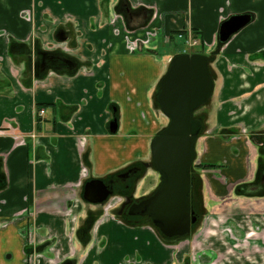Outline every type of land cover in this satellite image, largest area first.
<instances>
[{"label":"crops","instance_id":"obj_1","mask_svg":"<svg viewBox=\"0 0 264 264\" xmlns=\"http://www.w3.org/2000/svg\"><path fill=\"white\" fill-rule=\"evenodd\" d=\"M141 1L158 5L163 16L154 24L155 52L146 54H130L113 33L119 0H0V30L14 37H0V264H186L189 242L171 246L151 225H128L110 213L96 220L89 241L77 235L79 221L97 208L81 199L86 177L148 161L151 141L168 126L153 95L176 53L162 38L181 29L204 41L215 82L196 159L216 167L201 171L209 215L192 244L213 238L209 220L225 217L226 200L239 187L247 195L233 199L259 227L264 196L246 186L262 168L252 139L264 137V0ZM26 9H34V28L20 16ZM150 15L133 8L127 21L143 29ZM238 15L251 21L217 43L222 20ZM66 28L75 38L61 43L56 33ZM67 44L79 71L36 77L37 53ZM247 244L260 250L264 239Z\"/></svg>","mask_w":264,"mask_h":264},{"label":"flooded vegetation","instance_id":"obj_2","mask_svg":"<svg viewBox=\"0 0 264 264\" xmlns=\"http://www.w3.org/2000/svg\"><path fill=\"white\" fill-rule=\"evenodd\" d=\"M133 8L134 9L146 8L151 12L150 18L148 19L147 24L143 27V29H135V28L130 27L128 24V21H127L128 15L129 13H131ZM116 11L117 12L110 19L109 23L112 27L113 33L115 35H118V36L121 35L123 37V40L125 41V46L128 52L130 54H140V53L146 54V53L155 52V50L152 48V43L154 41H157L160 38V30L159 28L154 26V24L156 21L163 18L162 14L159 11V6L156 4H151L147 6L141 0H136L135 2L133 0H119V5ZM20 16L27 23L31 24L33 28L35 27L34 9H26L21 12ZM232 17L234 16H231L227 19L225 18L222 20V22L223 23L227 22ZM66 21L70 23L72 26L74 25L73 21L70 20V18H68ZM140 30H142V33L138 34V31ZM236 34L232 35L229 41ZM4 36L7 38V41H10V42L14 38L11 36L10 32L2 29L0 30V37H4ZM56 37L58 41H62L61 43H64L66 41L68 42L70 39L75 38V35L73 34L71 29L66 28V29H60L56 33ZM162 39L164 41V44L167 45L168 47L170 48L176 47L175 48L176 53L172 57L170 61L171 63L176 56L183 55V54H189L187 51V44H190V45L192 44L193 46L199 45V47L204 46V41L201 40L200 38L195 37L193 32L190 33L182 29L178 30L177 32H173L170 35H166ZM177 40L182 41L183 44L186 46V49L184 48L183 51L178 50L177 44L175 43ZM216 42L220 44L222 43L220 41V32H219V36L216 39ZM223 44H226V43H223ZM59 45H62V44H59ZM193 54L205 55L202 52L191 53V55ZM171 63H170V66H171ZM79 65H80L79 61L75 59L74 57H72V50L69 44H67L64 46L57 47L54 50L39 51L36 56L35 73H36V77L38 78H43L50 71H56L59 73L73 75L79 71ZM170 66H169V69H170ZM161 80L159 84L157 85V88L153 95V101L157 108H158L157 103H158V96L160 93ZM202 108H205V107L203 106ZM200 109H198L194 114V117L196 119H200L203 124L202 131L199 134L198 138L202 136L205 132L204 117L197 115V112ZM42 111L44 115L45 113L44 110H38L37 112L40 115L42 114L41 113ZM116 119L117 118H114V120L111 122L110 131H111V125ZM118 127H119V124H118ZM117 131H118V128H117ZM116 133H112V134H116ZM197 140H196V143H197ZM252 140L254 143L258 144L259 156H260L259 161L261 163L262 168L257 169L258 173L256 172L255 182H253L252 184H248L247 186L245 185V186L247 188H250L251 186L259 187L261 191H260V194H257V196L263 197L264 196V137L263 138H253ZM150 150H151V147H150ZM215 167L216 166L203 165V164L197 163L196 145H195V159H194L192 168L190 170L191 189H192V181L194 183L198 181L200 183V195L197 196L195 193L191 197V191H190V203H191V210H192L191 219H193V217H196V221L191 224L190 233L183 235V236H173V237L166 236L152 222L149 216L130 214L131 208L135 205L142 203L148 198H150V196L155 193V191L158 189L161 183V176L153 165L152 151H151V158H149L148 161H142V162L131 164L125 169L109 174L104 178H93L91 175H89L88 177H86L84 183H82L81 185V195H82L81 199L85 204L89 206H93V207L97 206V208L96 210H92L88 212L87 217L79 221V227L77 230L78 238L82 242L89 241V238H90L91 232L94 229L96 220L101 215H104V213L106 214L110 213L115 218H119L120 220H122L128 225H136V224L137 225H141V224L151 225L154 229L158 231L162 239L171 246L177 245L181 242H189L188 245L190 247L191 252L189 254L188 260H186V264H196L197 263L196 260L199 261V264H200L201 255L199 253L193 252L194 248H196L197 246L195 247L194 244H192V242H195L200 237L202 233L201 229L204 227L205 223H207L208 221L207 218L209 215V211L205 206L204 182L202 180L201 171L206 170V169H212ZM95 179L103 181L107 189L110 191V195L107 197V199L103 203L94 204L92 202L87 201L84 198L85 188H86L87 183ZM246 195H247V192H242L241 187H239L235 190L232 197H228V199L226 200V203L228 204L231 202H237L236 201L237 199L236 200L233 199L234 196L245 198ZM102 210H104L103 213H102ZM263 216H264V213H263ZM227 231L232 236V242L234 240L239 239L237 235L238 229L235 226L232 229H229ZM262 231L264 230L258 227L257 229H255V232L258 235ZM255 232L253 231V229L251 231L248 230V232H245V235H246L245 239L249 238L252 235H255L256 234ZM229 233L228 235L230 236ZM86 234H88V237L85 240L84 236ZM245 241L250 242L251 240L246 239ZM263 248L260 249L261 251H263L262 253H264ZM213 250H216V249H213ZM257 250L258 252L260 251L259 249ZM248 251L255 252V250H253L251 247H249ZM215 256H218L217 260H220V257L217 254V250H216L214 255L211 256V254H207V256H205L207 257V259L204 260L205 263L217 264L216 261L214 263L211 262ZM212 257L213 259H211ZM249 258L250 257H248V260ZM262 260L263 261H261L260 263H256V264H264V258H262ZM230 263L239 264L238 262L236 263L233 257L230 258ZM252 263L254 264L253 261Z\"/></svg>","mask_w":264,"mask_h":264},{"label":"water","instance_id":"obj_3","mask_svg":"<svg viewBox=\"0 0 264 264\" xmlns=\"http://www.w3.org/2000/svg\"><path fill=\"white\" fill-rule=\"evenodd\" d=\"M251 21L249 15H238L224 22L220 41L227 43ZM215 82L210 73V59L201 54L176 56L160 83L158 109L169 119L168 126L151 143L153 165L161 176L154 194L131 208V215L149 216L168 237L183 236L191 231V176L195 145L203 124L195 112L213 97ZM117 119L111 125L116 133ZM110 195L103 181L87 183L84 198L103 203Z\"/></svg>","mask_w":264,"mask_h":264},{"label":"rangeland","instance_id":"obj_4","mask_svg":"<svg viewBox=\"0 0 264 264\" xmlns=\"http://www.w3.org/2000/svg\"><path fill=\"white\" fill-rule=\"evenodd\" d=\"M177 44L178 50H182L186 46L183 44L182 41L177 40L175 42ZM170 48V47H169ZM187 51L189 54L191 53H198L201 52L199 45L193 46L192 44H187ZM211 105L214 102H210ZM205 108H201L198 112L197 115L202 116L206 119V115L208 114V109L211 107L210 104L204 106ZM150 190V189H149ZM226 210L224 211L225 217L220 218L216 217L215 219H210L209 220V225L212 229V239H208V243L205 240H201L198 242L199 248L196 247L194 248L193 252L194 253H199L201 250L203 251L204 249H216L217 254L220 257V260H217L218 256H215L211 262L214 263L216 261L217 264H231L230 263V258H234L236 263L238 262L239 264H254L260 263L262 258H264V253L263 251H259L256 249L255 252L248 251L249 250V244L248 241H245L246 239L253 241L254 239L259 240L260 242L264 239L263 238V231L262 233H257L255 235L250 236L249 238L245 239V232H248L256 227L250 222L252 221V213L247 211V207L244 202H231V203H225ZM104 210H102L103 213ZM237 216L241 217V220L236 219ZM249 216V217H248ZM260 225L258 228L264 229V216L259 217ZM236 227L238 229L237 235H238V240H234L232 242V236L231 234L227 231L229 229H232L233 227ZM239 227V228H238ZM251 228V229H250ZM230 234V236L228 235ZM257 235V236H256ZM207 243V244H206ZM204 248L202 249V245H204ZM209 254L208 252H203L202 256H200L201 263L200 264H211V263H205L204 259L205 256ZM209 257V256H208ZM237 257V258H236ZM248 257L249 260H248ZM198 259V258H197ZM196 264H199V261L196 260Z\"/></svg>","mask_w":264,"mask_h":264},{"label":"trees","instance_id":"obj_5","mask_svg":"<svg viewBox=\"0 0 264 264\" xmlns=\"http://www.w3.org/2000/svg\"><path fill=\"white\" fill-rule=\"evenodd\" d=\"M221 44H223V43H221ZM208 167V166H207ZM192 179H193V177H192ZM196 193V195L197 196H199L200 195V183L197 181L196 183H194L193 181H192V189H191V197H192V195L193 194H195ZM192 199V198H191Z\"/></svg>","mask_w":264,"mask_h":264},{"label":"built area","instance_id":"obj_6","mask_svg":"<svg viewBox=\"0 0 264 264\" xmlns=\"http://www.w3.org/2000/svg\"><path fill=\"white\" fill-rule=\"evenodd\" d=\"M41 113L43 114V111Z\"/></svg>","mask_w":264,"mask_h":264}]
</instances>
